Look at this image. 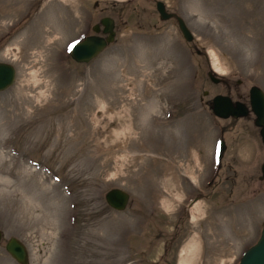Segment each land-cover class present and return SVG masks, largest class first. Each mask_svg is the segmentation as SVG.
<instances>
[{
    "label": "rangeland",
    "instance_id": "1",
    "mask_svg": "<svg viewBox=\"0 0 264 264\" xmlns=\"http://www.w3.org/2000/svg\"><path fill=\"white\" fill-rule=\"evenodd\" d=\"M161 2L191 40L155 0H0V61L16 73L0 90V264H19L11 235L27 264H238L257 241L259 127L211 99L264 92V0ZM104 15L114 41L72 60ZM111 186L129 192L121 211Z\"/></svg>",
    "mask_w": 264,
    "mask_h": 264
},
{
    "label": "water",
    "instance_id": "2",
    "mask_svg": "<svg viewBox=\"0 0 264 264\" xmlns=\"http://www.w3.org/2000/svg\"><path fill=\"white\" fill-rule=\"evenodd\" d=\"M156 11L160 17L165 20L166 18L172 17L175 19L179 31L181 35H183V40L189 41L193 38V34L190 31L189 26L184 22L183 17L176 12H171L170 10H166V5L161 2V0H155ZM113 19L110 16L104 15L102 19H100L99 23H94L91 26L94 34H86L82 38V40H77L73 45L69 47L70 57L72 60L78 62H88L90 59L94 58L98 53L104 50L105 46L108 43H112L114 41V32L115 29ZM100 25V26H99ZM101 31V34H97ZM97 32V33H96ZM14 65L9 64V62L0 61V90H4L9 85H12L13 79L15 77V69ZM210 77V80L218 83L221 76H217L212 72V70H208L206 73ZM205 92V91H204ZM249 98L248 103H243L242 101L232 100L231 96L227 94H216L211 99L212 112L217 115L219 118L223 117H241L248 114V111L254 113L255 118H253V123L258 126V133H260V142L264 143V92L257 84H252L250 88H248ZM254 102L256 104L253 103ZM225 102L229 107L234 106L235 104L240 107L239 109L231 110H222V108L217 109ZM235 103V104H234ZM241 111V112H240ZM224 140L218 141V150L217 156L221 159L222 151L225 150ZM260 176L261 180L264 179V160L260 163ZM129 192L125 189L118 188V186H111V188H107L105 191L104 200L109 204L110 208L117 209L119 211L123 210V208L128 203ZM1 232L0 230V241H1ZM259 237L257 241L251 243L248 248L240 254V259L238 264H264V224H262V228L259 232ZM4 248L9 253L11 258H14L19 264H27L28 256L27 251L28 247L22 242L18 237L11 235L9 239L4 242Z\"/></svg>",
    "mask_w": 264,
    "mask_h": 264
},
{
    "label": "bare ground",
    "instance_id": "3",
    "mask_svg": "<svg viewBox=\"0 0 264 264\" xmlns=\"http://www.w3.org/2000/svg\"><path fill=\"white\" fill-rule=\"evenodd\" d=\"M209 54L212 57V62L214 64V70L215 71L217 70L219 72H222L224 69H223L222 64L219 62V56H217V54L214 52V50H211ZM253 103L255 104L254 99H253ZM255 106H256V104H255ZM220 108H222V110H231V108L232 109H239L240 107H238L237 104H235L234 106H231L230 105L228 107L227 104H225V102H223L222 104L220 103V106L217 107V109H220Z\"/></svg>",
    "mask_w": 264,
    "mask_h": 264
},
{
    "label": "flooded vegetation",
    "instance_id": "4",
    "mask_svg": "<svg viewBox=\"0 0 264 264\" xmlns=\"http://www.w3.org/2000/svg\"><path fill=\"white\" fill-rule=\"evenodd\" d=\"M101 32V31H100ZM221 79H222V77L220 78V80L219 81H221ZM224 94H226V93H224ZM239 101V100H238Z\"/></svg>",
    "mask_w": 264,
    "mask_h": 264
}]
</instances>
